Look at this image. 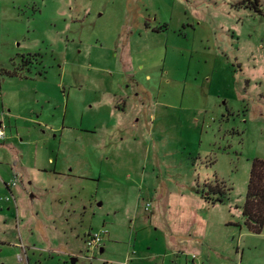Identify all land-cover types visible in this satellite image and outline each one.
Instances as JSON below:
<instances>
[{"label":"rangeland","instance_id":"1","mask_svg":"<svg viewBox=\"0 0 264 264\" xmlns=\"http://www.w3.org/2000/svg\"><path fill=\"white\" fill-rule=\"evenodd\" d=\"M259 1L0 0V95L38 87L12 77L38 75L26 61L48 93L21 106L31 138L0 141V264H264L242 216L264 161ZM217 183L222 203L196 194Z\"/></svg>","mask_w":264,"mask_h":264},{"label":"trees","instance_id":"2","mask_svg":"<svg viewBox=\"0 0 264 264\" xmlns=\"http://www.w3.org/2000/svg\"><path fill=\"white\" fill-rule=\"evenodd\" d=\"M244 7L253 9L256 13H261V4L259 0H243ZM23 68H34L38 70V75L45 73L44 67L41 63L32 64L29 61L23 63ZM23 71H15L13 75H22ZM208 196L201 195L196 191V194L200 195L205 201H209L212 204L222 203L225 195V186L223 183L216 184L215 186L206 185ZM210 194L217 195L215 199L210 198ZM242 216L244 218L245 227L253 232L260 233L264 226V161L254 160L252 163L247 193L244 205L242 207Z\"/></svg>","mask_w":264,"mask_h":264},{"label":"crops","instance_id":"3","mask_svg":"<svg viewBox=\"0 0 264 264\" xmlns=\"http://www.w3.org/2000/svg\"><path fill=\"white\" fill-rule=\"evenodd\" d=\"M130 58H125V65H128ZM9 72V71H7ZM22 75L12 76L17 81H20L23 83V85H31L29 82H36L38 87H34L33 89L31 87H23L19 88L17 91V94H14L13 96L9 95V90L6 89L5 93H2L0 95V125L6 126V129L8 128V123H12L11 121L14 120L13 131L8 134L6 131L5 139L0 141H6L7 138H21L20 136H23L24 138H31V131L33 129V125H35V121L28 117H20L19 114L23 111L21 109V106L23 108H27V105L31 108L30 111H27V113H35L34 110L35 104H36V98L40 99H46L48 98V93L45 91H41L39 89V83H47V79L45 77V74L43 75H37L34 73L33 78L25 76L24 72L21 73ZM7 93V96H6ZM49 100V99H48ZM22 121V123L20 122ZM40 122V121H39ZM39 126H41L40 123H37ZM25 133V135H23ZM46 171V169H43ZM55 172V169H53ZM15 172H13L14 174ZM102 249V248H101ZM100 249V250H101ZM103 250V249H102Z\"/></svg>","mask_w":264,"mask_h":264},{"label":"built area","instance_id":"4","mask_svg":"<svg viewBox=\"0 0 264 264\" xmlns=\"http://www.w3.org/2000/svg\"><path fill=\"white\" fill-rule=\"evenodd\" d=\"M5 138V132H4V127L0 125V140H3ZM150 207V204H147V208ZM146 208V209H147ZM107 232L103 231L100 233H94V234H89L86 239H85V246L89 249H101V243L103 240L104 235ZM198 257L194 254L192 256V263L193 264H202L200 261H197Z\"/></svg>","mask_w":264,"mask_h":264},{"label":"water","instance_id":"5","mask_svg":"<svg viewBox=\"0 0 264 264\" xmlns=\"http://www.w3.org/2000/svg\"><path fill=\"white\" fill-rule=\"evenodd\" d=\"M100 251H101V252H103V250H102V249H101ZM71 262H72V264H75L76 260H75V259H73Z\"/></svg>","mask_w":264,"mask_h":264}]
</instances>
